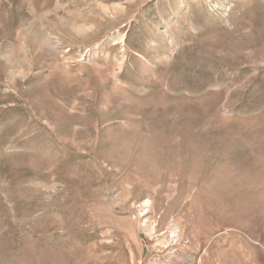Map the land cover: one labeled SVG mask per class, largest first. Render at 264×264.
Instances as JSON below:
<instances>
[{
  "label": "rangeland",
  "instance_id": "1",
  "mask_svg": "<svg viewBox=\"0 0 264 264\" xmlns=\"http://www.w3.org/2000/svg\"><path fill=\"white\" fill-rule=\"evenodd\" d=\"M0 264H264V0H0Z\"/></svg>",
  "mask_w": 264,
  "mask_h": 264
}]
</instances>
